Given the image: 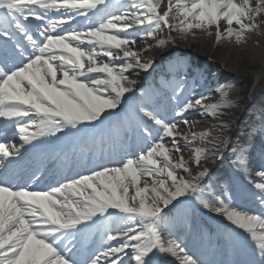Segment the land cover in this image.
Instances as JSON below:
<instances>
[{
    "label": "snow or ice",
    "instance_id": "obj_1",
    "mask_svg": "<svg viewBox=\"0 0 264 264\" xmlns=\"http://www.w3.org/2000/svg\"><path fill=\"white\" fill-rule=\"evenodd\" d=\"M129 3L151 15L121 12L106 19L95 30L74 31L58 38L49 34L44 37L45 43L34 47L33 54L19 68H0V120L19 125L25 146L46 136H58L70 129L102 123L108 119L106 114L120 108L125 96L133 91V81L124 75L134 70L131 61L135 60V68L139 71L149 72L152 67V62H143L141 54L129 50V45L135 46L136 39L121 33H131L135 27L154 26L150 36L155 39L161 25L182 34L192 29L215 27L217 42L233 38L239 45L246 39V33L259 29L255 21L264 16V0H168V14L163 16L160 15L161 0H129ZM108 4L109 0H0V38L11 39L8 31L11 27L30 45H36L22 23L41 19L32 11L33 7L88 15ZM173 17L179 19L175 27L169 23ZM220 22L228 26L223 34L219 32ZM49 23L54 24L51 31L56 32L72 20ZM82 45L92 47L84 49ZM166 46L164 42L157 45L159 48ZM101 57L113 61L125 59L128 63L117 67L102 61ZM86 76L94 78L85 81ZM221 94L223 103L209 107L204 100H198L195 104H185L176 115L183 117L189 111L203 108L205 113L218 116L232 107L227 102L228 93L221 89ZM141 112L158 127L161 137H170L173 141L183 139L190 144L196 142L195 136H177L176 123L165 122L143 109ZM30 117L39 119L33 121ZM182 123L187 125L188 121L185 119ZM210 135L204 133L199 139L205 140ZM23 150V147L0 141V171H3L5 160L18 159ZM172 151H179V148L169 149L161 140L146 153L127 158L120 166L106 167L47 192L19 190L0 184V264H74L57 248L63 234L78 231L98 217L111 218L109 214L113 211L125 214L133 224L137 220L142 222L144 228L133 226L124 236L115 232L109 234V242L123 239L125 243L103 252L93 264H107L109 259L112 264H121L123 254L129 250L138 254V264H148L147 258L156 252H167L180 264H197L175 242L165 243L158 229L162 213L172 201L195 195L199 190L195 183L178 182L175 170L190 172V169L182 159L174 164L170 156ZM194 151L199 165L205 153L199 149ZM165 175L170 178L171 187L164 179H157ZM201 178L196 177L197 180ZM147 180L158 184L159 188L146 186L141 189L139 185ZM257 187L264 191L261 185ZM131 189L135 192L129 197ZM161 189L165 194H160ZM149 191L156 195L152 204H148L149 197L145 195ZM161 202L163 207L159 206ZM216 214L248 234L264 260V217L230 210L223 205L216 209ZM133 244L137 246L132 248Z\"/></svg>",
    "mask_w": 264,
    "mask_h": 264
},
{
    "label": "bare ground",
    "instance_id": "obj_2",
    "mask_svg": "<svg viewBox=\"0 0 264 264\" xmlns=\"http://www.w3.org/2000/svg\"><path fill=\"white\" fill-rule=\"evenodd\" d=\"M161 6L164 9V11L169 7L168 0H161ZM254 6V5H253ZM134 14L133 12H130ZM120 14V13H119ZM172 25L175 27L177 24H179V19L177 18H170ZM256 24L259 25V29L257 31L246 33V39L237 45L234 43L233 38H229L227 40L221 39L219 42L216 40V32L217 29L215 27H209L207 30H196L192 29L186 34H182L178 32V36L174 37L171 33L175 30H170L168 34L164 37V42L167 46L164 48L157 47L158 44L161 42L158 41L159 36H161L162 32L161 29L156 33L155 39H152L150 36V29L154 26H146V27H135L133 32L131 33H121L122 36H132L136 39L135 46L129 45V50L135 51L139 54H141L142 61L152 62V66L156 63L163 62L165 60H168L167 58V52L164 53L165 49L167 47L172 48L178 53H188L190 55H187L188 57H191V55H198L201 56L202 62L206 58H211L214 62L217 63L218 68L223 71L224 74H222L219 78L215 76L212 78V81L208 83H201L203 81V77H201L199 74L201 72L202 65L197 64L198 60L190 61L189 69L188 67H180L182 70H187L190 72V76L193 78V82L196 83L197 86H199V90L196 93V95L190 94L187 98H185L181 104V108L187 104L188 102L195 104L198 100H204L205 104L209 107L212 105L220 104L224 102V96L221 94V89L225 90L228 93V99L227 102L232 105L231 108L228 109V111H222V113L218 116L213 117L210 114H207L204 112L203 108H199L196 110L191 111V113L188 114L186 117V120L188 121V124L185 125L182 123L183 120H176L174 123L178 125V132L176 133L177 136H195L196 134H199L200 136L204 133H210L211 137L215 138V142H211L208 144V146L212 147L215 150H220V152H223L224 146H227L229 141H227L224 137L223 139V132L227 130H231L229 121L233 120L236 116L240 114V111H238V104L242 102L240 99V96L235 92L237 88L241 87L245 82L240 81L241 78H246L247 82L250 80L252 74H257L261 71H264V16H261L256 19ZM228 26L224 24V22H220L219 25V32L223 34L226 31V28ZM234 27V26H233ZM146 34V37H143L142 35ZM184 40L183 43L180 41ZM92 47V46H91ZM90 47H87V49ZM148 49V51H146ZM122 55V53L120 54ZM102 61L111 64H115L117 67L126 66L128 61L125 59H117L115 61L108 60L106 57L100 58ZM171 59V58H169ZM131 63L133 64V71H129L127 73H124L125 76L131 81H133V84L131 85L132 88H135L139 83L146 81L141 79V76L143 74V71H139L135 68V60H132ZM171 65V64H170ZM193 67H195L193 69ZM211 71V67L208 66L207 71L204 72V78H208L211 75H213ZM242 74H247L248 76H243ZM259 75V74H257ZM256 75V76H257ZM60 77H58L59 79ZM94 77L92 76H86L84 77L85 81H90ZM234 79L232 82L231 80ZM145 84V83H143ZM142 84V85H143ZM141 89V87H140ZM264 96V93H263ZM172 120V119H171ZM253 131V130H252ZM209 136V137H210ZM163 140L165 143V146L169 149H175L179 148V151H172L170 153L172 162L174 164H179L181 159L183 160L184 164L187 166L190 171L192 170V166H199L196 163L195 160V151L196 149H199L202 151L201 147H199L195 143H201L205 142L203 140H200L197 137V140L195 143H187L183 139H178L176 141H173L170 137H161L159 136L158 141L160 142ZM208 141V140H207ZM206 141V142H207ZM209 142V141H208ZM261 148L263 149V153L254 152L250 153L252 155L250 163V167H248V170H251V166L253 167V170L256 168H261L264 170V144H261ZM203 152V151H202ZM208 156H202L201 161H205L208 159ZM188 172L184 171L183 169H176L174 174L177 175L178 182L183 180V175L187 179L188 182L191 180L188 178ZM157 179H164L169 187H171V180L167 177V175L163 177H158ZM185 179V181H186ZM258 179L257 181H259ZM184 181V180H183ZM148 187L149 189L155 187L159 188V185H153L151 180H147L142 182L139 187L141 189ZM253 189V195L254 198L262 197V202H264V196L261 195V190L258 188H252ZM174 191V189H172ZM134 195L135 190L131 189L129 191ZM160 194H165L164 191L161 189ZM148 199V204H152L156 200V195L149 191L145 194ZM78 198V197H76ZM204 205H207L205 207H209L206 202H203ZM160 207H163L162 202L159 204ZM257 205H255L256 208ZM226 207V206H225ZM248 207V206H247ZM253 207V204L249 206L248 209H251ZM229 208V207H227ZM211 210V208H209ZM242 209V208H241ZM238 211V210H236ZM252 214L264 217V203L262 208H260L258 211L255 209H252ZM214 213V212H213ZM215 216L223 217L222 215H217L214 213ZM262 216H261V215ZM132 228V226H126L123 229L122 235H126V233ZM165 227L163 225H160L158 227L159 231L162 232ZM179 227L177 225V222L174 219H170L169 225L165 228L166 231L175 233L176 230H178ZM136 233H133L135 235ZM163 241L166 239L163 238ZM116 245H123L125 241L123 239L115 241ZM166 243V241H165ZM136 246V244L132 245V248ZM108 249L110 246L107 247ZM106 250V251H110ZM134 254L137 256L138 254L133 251ZM173 257V256H172ZM116 259H120V257H117ZM133 263L132 256H130L127 260L122 259L121 264H130ZM107 264H112V260H108ZM134 264V263H133Z\"/></svg>",
    "mask_w": 264,
    "mask_h": 264
},
{
    "label": "rangeland",
    "instance_id": "obj_3",
    "mask_svg": "<svg viewBox=\"0 0 264 264\" xmlns=\"http://www.w3.org/2000/svg\"><path fill=\"white\" fill-rule=\"evenodd\" d=\"M174 37H176V36H178V31H174V32H172L171 33ZM146 34H143L142 36L144 37ZM165 35V34H164ZM165 39H164V36H163V34H161V36H159V38H158V41H164ZM181 43H183L184 42V40H181L180 41ZM171 50V48L170 47H167L166 49H165V51L167 52V51H170ZM165 51H164V53H165ZM121 67H124V66H121ZM243 76L245 75V76H248L247 74H242ZM259 76L261 77V76H264V71H261V72H259ZM241 82L242 81H244L245 83L239 88V89H237L235 92L240 96V99L242 100V102H244V104L246 103V101H248V99H250V97L252 96V94H253V92H255V90H256V88H257V86H258V81L257 80H255V79H253L252 77L250 78V80L247 82V79L246 78H241V80H240ZM247 90V92H246V94H245V91ZM242 108L243 107H239L238 106V111H242ZM197 145L199 146V147H201V149H202V151L205 153L206 152V154L207 153H210L209 151H208V149H207V147H205L202 143H197ZM207 156V155H206ZM206 163V161H201L200 163H199V165L200 166H192V170L190 171V172H188L187 174V176H188V178L190 179V180H193V176H200V174L202 173V170H201V166L202 165H204ZM183 180L185 181V176L183 175ZM186 181H187V179H186ZM133 196V194H131V193H129V197H132ZM170 205H171V203H170Z\"/></svg>",
    "mask_w": 264,
    "mask_h": 264
}]
</instances>
